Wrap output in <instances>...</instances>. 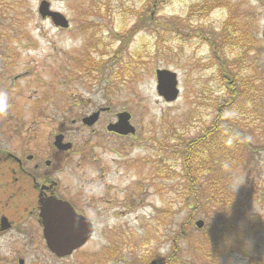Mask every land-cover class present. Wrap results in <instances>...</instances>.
I'll use <instances>...</instances> for the list:
<instances>
[{"label":"rangeland","instance_id":"obj_1","mask_svg":"<svg viewBox=\"0 0 264 264\" xmlns=\"http://www.w3.org/2000/svg\"><path fill=\"white\" fill-rule=\"evenodd\" d=\"M40 1L0 0L1 78L23 73L19 95L53 100L55 115L127 111L136 132H73L87 141L71 172L94 228L84 246L56 258L27 222L0 236V264L264 261V0H47L67 29L41 19ZM156 69L177 74L176 101L157 95ZM216 117L188 182L186 149Z\"/></svg>","mask_w":264,"mask_h":264},{"label":"flooded vegetation","instance_id":"obj_2","mask_svg":"<svg viewBox=\"0 0 264 264\" xmlns=\"http://www.w3.org/2000/svg\"><path fill=\"white\" fill-rule=\"evenodd\" d=\"M22 74L0 76V236L13 230L20 232L27 222H33L44 241L40 214L57 200L68 203L78 215L89 219L93 230L86 215L85 185L71 184L72 155L77 152L76 147L85 149L87 142L81 138L82 144L77 145L73 132L79 129L89 137L109 138L135 135L107 129L117 121L120 112L103 121L104 115L111 113L110 106H100L74 119L66 111L55 115L49 110L53 100L42 95H19ZM96 112L91 125L83 122ZM19 261L23 262L18 259V264ZM251 264L264 261L255 258Z\"/></svg>","mask_w":264,"mask_h":264},{"label":"water","instance_id":"obj_3","mask_svg":"<svg viewBox=\"0 0 264 264\" xmlns=\"http://www.w3.org/2000/svg\"><path fill=\"white\" fill-rule=\"evenodd\" d=\"M37 12L41 18H50L52 23L61 28H67L68 21L63 14L50 8L47 0H41ZM264 38V29L262 31ZM264 46V43H263ZM156 92L165 102L177 100L179 95L177 75L168 69H156ZM97 112L87 116L83 122L91 125L97 117ZM115 123L107 129L121 135L134 134L135 128L130 124V114L122 111L117 115ZM42 234L48 250L58 258L71 255L90 238L92 226L90 221L82 215H78L66 202L56 201V204L48 206L40 214ZM195 226L201 228L202 220H196ZM22 264V261H19Z\"/></svg>","mask_w":264,"mask_h":264},{"label":"trees","instance_id":"obj_4","mask_svg":"<svg viewBox=\"0 0 264 264\" xmlns=\"http://www.w3.org/2000/svg\"><path fill=\"white\" fill-rule=\"evenodd\" d=\"M162 2H163V0H152L151 4L153 6H156L157 4H160ZM221 69L224 70V67L222 65H221ZM216 120H217V117L214 120V124L210 127V129L206 130L204 137L192 140V142L190 143V147H188L186 149V155L183 157V165H184V176L186 177L188 182L194 181V179L192 177V173H193L194 169L196 168L194 166V158H193L192 151L196 146H199L201 144H205L207 138H209L210 135L214 134V132L221 126V125L217 126ZM190 224L191 223L189 220L188 222H184L183 225H181L179 236H181L182 238L189 237V233H188L189 227H187V226H190Z\"/></svg>","mask_w":264,"mask_h":264}]
</instances>
